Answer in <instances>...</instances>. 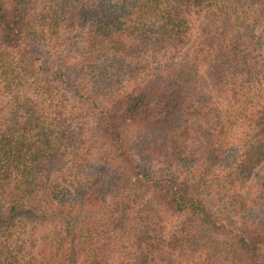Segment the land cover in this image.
<instances>
[{"label": "trees", "instance_id": "obj_1", "mask_svg": "<svg viewBox=\"0 0 264 264\" xmlns=\"http://www.w3.org/2000/svg\"><path fill=\"white\" fill-rule=\"evenodd\" d=\"M0 264H264V0H0Z\"/></svg>", "mask_w": 264, "mask_h": 264}]
</instances>
